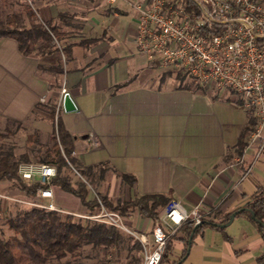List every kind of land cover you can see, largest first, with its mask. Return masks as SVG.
Here are the masks:
<instances>
[{
  "label": "crops",
  "instance_id": "0c3cea01",
  "mask_svg": "<svg viewBox=\"0 0 264 264\" xmlns=\"http://www.w3.org/2000/svg\"><path fill=\"white\" fill-rule=\"evenodd\" d=\"M145 1L0 0V23L39 24L53 38L25 55L0 36V127L29 132L42 147L59 121L73 138L74 173L84 181L78 172L90 170V200L163 195L220 224L264 194V150L257 156L251 142L257 118L233 92L194 84L138 51L134 5ZM63 87L76 110L53 120ZM52 204L91 214L57 188ZM123 220L153 245L154 221L138 212ZM226 224L168 236L160 264H264L260 222L241 212Z\"/></svg>",
  "mask_w": 264,
  "mask_h": 264
},
{
  "label": "built area",
  "instance_id": "2783aa9c",
  "mask_svg": "<svg viewBox=\"0 0 264 264\" xmlns=\"http://www.w3.org/2000/svg\"><path fill=\"white\" fill-rule=\"evenodd\" d=\"M134 10V43L142 55L194 84L233 92L241 108L254 113L257 123L251 142H257L259 156L264 150V0H146L135 4ZM66 94L64 87L56 92L55 116L62 111ZM18 175L26 182L47 185L36 192L37 204L31 205L61 212L52 204L54 167L20 164ZM45 200L49 203L43 204ZM94 200L97 213L70 214L114 227L137 240L142 264H160L168 236L184 222L196 226L202 221L197 208L187 212L172 200L152 229L151 245L145 236L127 228L119 213L107 210L97 194Z\"/></svg>",
  "mask_w": 264,
  "mask_h": 264
},
{
  "label": "trees",
  "instance_id": "16d2710c",
  "mask_svg": "<svg viewBox=\"0 0 264 264\" xmlns=\"http://www.w3.org/2000/svg\"><path fill=\"white\" fill-rule=\"evenodd\" d=\"M0 36L14 38L20 51L25 55L34 50L40 39L53 44L51 35L39 24L32 25L30 29L25 30L21 27L9 28L0 23ZM51 115L54 120L55 103ZM31 141L32 136H29L27 143L30 144ZM73 152V138L59 121H56L52 134L44 145L43 153L38 159H35L34 163L54 167L56 175L52 178L50 187L74 196L89 213H97L99 211L98 204L95 200L88 198V186L90 185L88 173L90 170L78 172L85 179L84 181L74 173ZM30 154L32 152L27 150L20 156L19 160H15L11 152L1 153L0 183L12 182L20 193L27 197H34L39 189H45L47 185L37 181L26 182L19 177L18 166L21 163H31ZM97 195L107 210L117 212L123 218L138 212L141 216L151 219L155 223L159 222L162 211L170 203L166 196L149 195L113 205L106 196ZM241 212L255 214L256 219L260 222L258 229L264 236L262 227L264 225V194L255 196L254 201L245 208L238 210L237 214ZM229 219V216L226 217L220 224L210 220H202L196 228L191 221H187L180 226L178 231L182 230L185 236L189 238L191 234L200 232L204 227L220 228L221 226L217 225L222 224L223 226L229 222ZM3 225H6L12 234L5 236L0 227V264H61L62 261L65 264H77L78 258H91L89 254L83 255L85 251L100 250L105 257L118 255L122 251L141 253V246L137 240L114 227L81 219L73 221L70 215H62L56 211L39 208L21 210L14 217L6 218ZM176 234L177 232L174 235Z\"/></svg>",
  "mask_w": 264,
  "mask_h": 264
},
{
  "label": "rangeland",
  "instance_id": "374dc122",
  "mask_svg": "<svg viewBox=\"0 0 264 264\" xmlns=\"http://www.w3.org/2000/svg\"><path fill=\"white\" fill-rule=\"evenodd\" d=\"M4 127H0V154L5 152H11L14 155L15 160H19L20 156L29 150L32 154L29 155V159L31 163L35 164V159H38L40 155L44 151V146L41 147L42 144L27 143L29 132L23 133H15L14 127L8 126L7 131L3 129ZM27 146L28 149L26 148ZM41 148V150H40ZM38 150L39 153H38ZM25 164V163H21ZM32 204H37V200L34 197H27L24 194L20 193L14 186L12 182H1L0 183V227L2 228L5 236L11 235V231L8 230L5 223L6 218L14 217L19 211L27 210L30 208H39L35 207ZM43 204H45L43 202ZM62 215H70L73 221L80 220L72 214H76L73 212H59ZM84 220V219H81ZM86 221V220H84ZM124 233V232H123ZM127 235L126 233H124ZM129 236V235H127ZM169 243V242H167ZM166 253V250H165ZM89 254L91 256L90 259H83V257L78 258L77 264H142L141 253L137 254L135 252L128 253L127 251H122L118 255H114L112 257H105L102 251H85L83 255ZM82 255V256H83ZM74 262V261H72ZM61 264H65L64 261Z\"/></svg>",
  "mask_w": 264,
  "mask_h": 264
},
{
  "label": "water",
  "instance_id": "95a60500",
  "mask_svg": "<svg viewBox=\"0 0 264 264\" xmlns=\"http://www.w3.org/2000/svg\"><path fill=\"white\" fill-rule=\"evenodd\" d=\"M63 110L66 112V113H69V112H73V111H75L76 110V106H75V104H74V102L72 101V99L70 98V96L68 95V94H66L65 96H64V98H63ZM237 214V212H235V213H233L231 216H230V219H229V222L228 223H230V222H232V220L234 219V217H235V215ZM251 218L255 221V222H257V223H259L256 219H255V215L253 214V213H251ZM227 223V224H228ZM226 224V225H227ZM197 226V225H196ZM196 226H195V228H196ZM225 225H223V226H221V227H224Z\"/></svg>",
  "mask_w": 264,
  "mask_h": 264
}]
</instances>
